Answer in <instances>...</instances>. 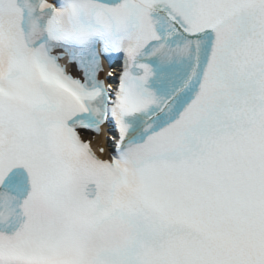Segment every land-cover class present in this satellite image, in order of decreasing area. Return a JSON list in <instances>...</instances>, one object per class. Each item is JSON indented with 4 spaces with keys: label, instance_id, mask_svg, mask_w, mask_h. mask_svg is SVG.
<instances>
[{
    "label": "snow or ice",
    "instance_id": "1",
    "mask_svg": "<svg viewBox=\"0 0 264 264\" xmlns=\"http://www.w3.org/2000/svg\"><path fill=\"white\" fill-rule=\"evenodd\" d=\"M0 264H264V0H0Z\"/></svg>",
    "mask_w": 264,
    "mask_h": 264
}]
</instances>
